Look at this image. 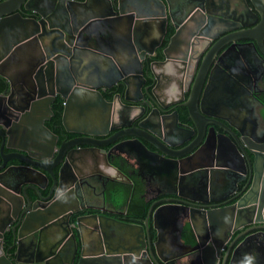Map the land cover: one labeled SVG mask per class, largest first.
<instances>
[{
	"label": "water",
	"instance_id": "water-1",
	"mask_svg": "<svg viewBox=\"0 0 264 264\" xmlns=\"http://www.w3.org/2000/svg\"><path fill=\"white\" fill-rule=\"evenodd\" d=\"M22 8L35 11L40 18L22 15ZM167 22L174 31L161 49L162 59L149 64L157 81L144 90L160 107L182 99L186 90L181 103L191 125H175L174 111L169 123L162 116L158 123L147 124V115L138 125H123L117 135L96 136L106 133L114 114L128 118L138 106L135 102L142 95L144 80L141 59L154 53ZM101 27L118 36L113 40L116 44L101 47L80 43L76 36L67 39L76 32L88 36ZM224 30L228 32L223 41L213 43L191 72L187 43L192 47ZM141 38L146 44L140 43ZM237 38L254 40L264 54V0H0V76L5 81L0 92V264H171L188 252H194L190 264H216L231 230L246 225L230 243L241 235L239 243L250 236H264V125L223 118L225 122L218 120L221 130L215 131L213 125L203 124L211 120L209 116L215 122L219 116L207 112L202 102L204 89L212 81L211 58L220 44ZM250 44L253 55L261 58ZM263 67L260 59L252 67L254 85ZM183 73L187 79L179 86ZM236 77L244 85L229 75L215 84H222L221 93L237 96L246 81ZM117 80L123 84L121 93L114 96L122 99L118 109L101 93ZM174 93L178 98L165 99ZM55 94L62 97L63 122L73 118L75 123L89 124L78 130L81 136L55 143L56 134L43 124L46 114L41 112H50ZM153 108L157 113L158 108ZM247 116L251 113L243 118ZM260 117L264 120V115ZM20 122L24 132L18 134L19 139L37 144L14 146L8 141L19 132ZM98 125L103 129L95 132L92 126ZM208 133L214 138L209 149ZM120 137L135 154L141 169L135 175L140 182L144 187L155 182V195H164L157 200L166 201L154 205L155 195L147 197L151 201L140 222L117 218L104 212L108 208L89 201L94 184L90 179L103 174L127 184L126 207L131 178L108 160ZM181 143L186 147L175 148ZM79 144L86 147L78 153ZM3 146L17 150L5 152ZM219 157L223 162L215 164L214 158ZM9 158L22 163L6 165ZM200 172L209 179L216 172L231 173L233 189L238 184L240 189L228 198L230 191L225 192L220 195L225 199L215 204L194 203L200 200L198 195L181 192L180 182L185 179L195 190ZM224 175L222 181L228 182ZM163 184L170 189L162 188ZM106 189L114 201L118 195ZM179 215L192 232V243L183 241L185 225L176 224ZM224 259L225 254L220 264Z\"/></svg>",
	"mask_w": 264,
	"mask_h": 264
},
{
	"label": "flooded vegetation",
	"instance_id": "flooded-vegetation-1",
	"mask_svg": "<svg viewBox=\"0 0 264 264\" xmlns=\"http://www.w3.org/2000/svg\"><path fill=\"white\" fill-rule=\"evenodd\" d=\"M20 11L22 15L26 17H31V18H34L35 20L40 18V15L33 10L30 11V10H25L22 8ZM169 27L171 30H170V33L164 45L168 42L170 35L174 31V28L171 24L167 22L165 25L164 34L160 40V43L155 46L154 53L149 54V55L145 54V56L141 59L140 67H141L142 74L144 76V80L142 82L143 90H142V95L140 96L139 100L135 102L136 104H138V106L134 108V112L128 118L114 114L112 116L113 119L109 120L108 124L106 125V128H107L106 133L103 135L97 134L96 136H99L100 138L102 136H106L107 138H109L110 136H113L115 134L117 135L118 134L117 131H120L121 129L120 127H122L123 125H138V122L139 121L143 122L142 119L145 118V116L147 115L148 117L145 120L147 124H151V122L158 123L162 116L169 123L171 122L170 115L174 111L176 113V118H177L175 125H191V121L186 116L185 106L182 105L181 103L185 100L187 96L186 90L183 91L182 99L172 101L164 107L157 106V104L154 101H152L151 99L147 97L146 91L144 90L145 87H146V90H150L154 86L155 82L157 81V79L153 78V75L149 70V64L153 60L162 59L161 49L164 45L160 46V44H161V41L165 33L168 31ZM94 30L95 31L94 32L92 31L91 34H88V36H86L84 32H81V34H78L77 32L74 34L72 33V34L67 35V39L69 38L71 39L72 36L73 37L76 36L77 41H79L80 43L98 44L101 47L116 44V42H114L113 40L118 39V36L113 35V33H111L112 31L110 28L101 27V28H96ZM227 32L228 31L224 30L222 32L215 33L214 37L208 40L200 39V41L197 42L198 44H194V46L192 47L190 46L189 43H187L186 61L188 65H190L189 70H191V72H195L197 70L199 63H200V58L203 55V53L207 49H209L211 45H213V43L215 44L216 42L217 43L222 42ZM142 40L143 39L141 38L140 43H142L143 45L146 44L142 42ZM250 43H252V45L255 46L257 50L256 52L257 54L261 56V58L259 56L253 55V50L251 49ZM183 49H184V46L182 47V50ZM185 49H186V46H185ZM262 58H264V54H262L257 49V46L254 40L252 39L237 38L234 41L231 40V41L225 42L224 44H220V46L215 51L213 58H211L210 64L208 66V69L211 68L210 78L212 79V81H210L206 89H204L203 97H202L204 109L207 112H214V114L219 115L218 116L219 118L215 117L217 119V122H215L212 120L213 118L209 116L208 118H211V120L205 119L203 123L204 125H213L215 131L221 130V128L218 126L220 124L218 123L220 122L218 120L225 122L223 118H229V119H234V120L237 119L241 121V124L243 122L244 125H252L254 122H256L257 125H264V120L261 119L260 117V115H264V102L261 100V94H263L264 92V67L262 70V75L256 81V84L254 85L252 82V78L254 74V69L252 67H254L256 63H258L259 59L262 61L263 66H264V60ZM237 67L239 68V72H238ZM229 68L231 70H229ZM250 68L251 70L253 69V71H251ZM240 69H243L244 72L241 73ZM228 75L230 78H237V79L239 78L236 76H240V77L243 76L246 81V82L244 81L245 82L244 90L236 91L237 96L231 93H229L230 95L221 93L222 90L220 89H221L222 84H218V86L215 84L217 79L228 76ZM174 78H178V74H175ZM180 78L181 80L178 81L177 83L179 86L182 85L184 81H186L187 76H185V74L183 73L180 76ZM239 80H240V85H244L243 82L241 81V78ZM204 83H205V80L203 81L202 88H204ZM177 84L176 82L172 84V86L174 85L173 86L174 91H176V86H178ZM2 89L0 90V92L2 91ZM122 89H123V84L120 83L119 80H117L112 85L103 89L101 93L105 99L112 102V105L114 108L118 109L121 106L119 99L120 100L122 99L120 96H119V99L118 98L114 99V96L116 95V93H121ZM159 92L161 91H159V88L157 87V93ZM159 94H162V92ZM174 94H175L174 96L166 95L165 99L169 101V100L178 98V94L177 93H174ZM57 103H60L61 107L59 110V118L55 119L54 112H55L56 106H58L56 105ZM141 105L143 106L142 108H140ZM108 106H109V103H108ZM153 107L158 108V111L155 110L157 111V113H154L153 109L155 108ZM49 108H50L49 113L43 112V111L41 113L43 115L46 114V118H43V124L46 125L52 132L56 134L55 143H59L61 140L69 141L70 139L77 138L81 136L80 131L78 130H85L89 127L88 123L78 124V123L73 122V118L71 120L70 119L66 120V122L62 121L61 116H62V110H63V101H62V97H60L57 94H55L54 98L49 102ZM107 111H108V108H107ZM249 112L251 113V116H247V119H244L243 116H245V113H249ZM89 114L92 115L93 113H89ZM21 124L22 123L20 122L19 126ZM64 125H67V127L69 128H72V129L76 128V129L66 130ZM92 128L95 129V132L101 131V129H103V127L100 125L92 126ZM19 129L20 130L18 133H15L14 135L12 134L13 136L10 135V139L8 141L12 143V145L17 146V144H20V145H27L28 147H30L31 145L37 144L32 140H27L26 142H24L23 139H19L18 134L24 132V125H21ZM211 135L212 134L208 133L207 138H206V146L208 149L210 147V144L214 140V138ZM122 139L124 138L120 137L114 141V142H117V144L111 148L110 156L108 157V160L113 165H115L117 168L126 171L130 178H133L135 177L136 173L140 172L141 169H138L139 167L136 163L135 154L129 152L128 148L126 147V144L121 141ZM144 142L148 147L155 150V148L151 146L149 143H147L146 141ZM110 145H112V143H110L107 146V148ZM83 147H86V145L79 144L78 153L80 151H83ZM182 147L183 148L186 147L184 143H181L175 146V148L177 149L182 148ZM2 149L5 152H14L17 150L16 147H6V146H3ZM91 155L93 157H96L95 152H93ZM207 156L208 154L205 155V157L203 156L202 159L203 160L206 159ZM219 158H214L215 164H220L221 162H223V160H221L223 157L220 159ZM224 159L226 158L224 157ZM18 163L20 164L22 163V161H20L18 158H9L6 162V165L18 164ZM234 163L238 165L239 162L238 160H234ZM88 164L89 166H91L90 163ZM123 165L126 166V169H122ZM98 166L101 167V163L98 164ZM200 173L202 174L201 179L200 181H198L197 183L198 186L195 190L191 189V186L188 185L189 183L185 179H181V182H180L181 192L185 194H190V195L192 194L198 195V198L200 200H194L193 201L194 203H198L199 205H202V206L207 205V204H215V203L221 202L225 198L230 197L231 195H233L240 189L241 185L239 186V184L237 185L236 189H233L234 187L233 182L235 180H233L231 173L229 174L224 173L226 174V176L229 177L228 182L222 181L223 179H225V175L222 173L220 174V172L214 173L212 175L213 178L211 179H209L207 175L203 176L202 172ZM101 175L103 176L102 178H100L99 176L93 175V177L90 179L91 182H93L94 184H93V188L90 191V194H88L89 201L90 203L99 204L102 207L108 208L110 211L106 210L104 211L105 213L111 214L119 218L118 215L123 214L125 212V208L124 207L122 208L121 206L118 209L112 211L113 208L111 209V207H113V205H116L118 203L115 201L116 199L113 201L108 197L106 188H108L110 191H115V195L119 196L120 191H118V185H121V184L108 179L103 174ZM158 187L160 188V186ZM143 188H144L143 190H146L147 187H144L143 185ZM162 188H167L168 190L170 189V187L165 184H163ZM228 191H230V193L226 195L225 198L220 197V195H223L225 192H228ZM152 193H153L152 195L156 194L155 187ZM143 194L146 197H149L147 196L145 191H143ZM163 196H164L163 194H157L153 197V199L157 200V198H160ZM234 200L235 199H232L227 203L233 202ZM162 202H166V201L159 199L155 201L154 205H157ZM184 220L185 219L183 215L181 216L179 215L176 217V224L180 227L182 223L185 222ZM184 225H186V223L182 225V228L184 227ZM245 226L246 225H243L240 229L231 230L229 234H226V238L224 241V247H222V249L220 250L216 264H220L222 256L224 254H225L224 264H248L249 258H254V261H257L259 259L258 258L259 255L261 256V258L263 257L264 259V238H261L259 235L250 236L249 238L245 239L241 243H239V241L241 240L243 235H241L240 237L237 236L232 241V243H230V241L235 237L237 232H239ZM249 248L251 250V253L253 254L254 252V254L251 257L246 256L245 257L246 259H244L243 254L244 255L247 254L248 252L247 249ZM193 253H190V252L184 253L183 255H180L179 257L174 259L173 263L171 264H190L189 262L190 259L194 257Z\"/></svg>",
	"mask_w": 264,
	"mask_h": 264
},
{
	"label": "trees",
	"instance_id": "trees-1",
	"mask_svg": "<svg viewBox=\"0 0 264 264\" xmlns=\"http://www.w3.org/2000/svg\"><path fill=\"white\" fill-rule=\"evenodd\" d=\"M170 27L168 28V31L165 33L160 46L164 45V43L166 42V39L170 33ZM5 86V81L2 77H0V90L2 88H4ZM59 100V99H58ZM261 100L264 102V92L263 94H261ZM59 102V101H58ZM56 108H55V112H54V118L58 119L59 118V110H60V103H57ZM123 167V168H122ZM122 169H126V166H122ZM132 184H131V190H130V195L125 207V212L123 214H119L118 217L124 220H128V221H133V222H140L141 219L144 217L145 213H146V209L151 201L150 198H147L144 194H143V185L140 182L139 179H137L136 177L131 178ZM122 186V187H121ZM119 189L124 190L125 188L123 187V185H118V191ZM126 194V193H125ZM90 209H88L89 211ZM181 236L183 238V241L185 242H193V235L192 232L189 228V226L186 224L184 227V230L181 233Z\"/></svg>",
	"mask_w": 264,
	"mask_h": 264
},
{
	"label": "crops",
	"instance_id": "crops-1",
	"mask_svg": "<svg viewBox=\"0 0 264 264\" xmlns=\"http://www.w3.org/2000/svg\"><path fill=\"white\" fill-rule=\"evenodd\" d=\"M135 177L137 178V179H139L136 175H135ZM140 180V179H139ZM144 185V184H143ZM155 185H156V183L154 182V183H151L150 185H147V186H145V187H147L146 188V190H145V192H146V194H147V196H151L153 193V189H154V187H155ZM123 187L125 188L124 190H119L120 192H121V194H120V192H119V196L116 198V202L118 203V204H116V205H113V207H111V209L113 208V210H116V209H118L119 207H121L122 206V208H123V206H124V197H125V193H126V190H127V184H123ZM151 194V195H150ZM115 207V208H114ZM261 238H264V236H262V235H259ZM248 250V252H247V254H243V256H244V259H246L245 257L246 256H249V257H251V256H253V254H254V252H253V254L251 253V250H250V248L249 249H247ZM258 260L257 261H254V258H252V264H263L264 263V259H263V257L261 258V256L259 255L258 256ZM246 262V261H245Z\"/></svg>",
	"mask_w": 264,
	"mask_h": 264
},
{
	"label": "clouds",
	"instance_id": "clouds-1",
	"mask_svg": "<svg viewBox=\"0 0 264 264\" xmlns=\"http://www.w3.org/2000/svg\"><path fill=\"white\" fill-rule=\"evenodd\" d=\"M248 264H252V258H249Z\"/></svg>",
	"mask_w": 264,
	"mask_h": 264
}]
</instances>
